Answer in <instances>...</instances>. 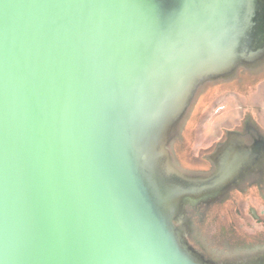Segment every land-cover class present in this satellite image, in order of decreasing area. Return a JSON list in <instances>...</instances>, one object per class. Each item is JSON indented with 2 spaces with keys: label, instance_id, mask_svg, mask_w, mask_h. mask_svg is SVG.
<instances>
[{
  "label": "water",
  "instance_id": "obj_1",
  "mask_svg": "<svg viewBox=\"0 0 264 264\" xmlns=\"http://www.w3.org/2000/svg\"><path fill=\"white\" fill-rule=\"evenodd\" d=\"M263 64L264 0H0V264L264 246V187L185 208L223 130L264 136Z\"/></svg>",
  "mask_w": 264,
  "mask_h": 264
},
{
  "label": "flooded vegetation",
  "instance_id": "obj_2",
  "mask_svg": "<svg viewBox=\"0 0 264 264\" xmlns=\"http://www.w3.org/2000/svg\"><path fill=\"white\" fill-rule=\"evenodd\" d=\"M262 67L264 64L256 68L244 67L243 69L245 71H260ZM206 159L211 164L210 170L197 176L201 180L213 177V182L218 184V188L213 196H206L202 201L189 203L185 206L192 219L195 215L199 217V221H202L205 213L211 208L235 203L237 198L234 199V197H246L251 188H255L262 194L264 187V136L252 128L248 122L243 123L239 130H223L221 137L214 143L213 151ZM224 178L227 181H221ZM205 185L209 184L206 182ZM190 233L187 236L188 240L191 238ZM195 247L202 255L206 254L208 258H212L213 264H227L264 255V246L227 253H208L202 249L201 245L197 244Z\"/></svg>",
  "mask_w": 264,
  "mask_h": 264
}]
</instances>
